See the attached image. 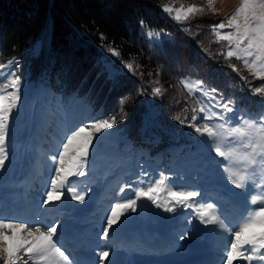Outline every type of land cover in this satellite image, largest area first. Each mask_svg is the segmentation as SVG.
I'll list each match as a JSON object with an SVG mask.
<instances>
[{"label":"trees","instance_id":"16d2710c","mask_svg":"<svg viewBox=\"0 0 264 264\" xmlns=\"http://www.w3.org/2000/svg\"><path fill=\"white\" fill-rule=\"evenodd\" d=\"M164 1L0 0V63L20 57L24 51L38 45L49 31L44 39L49 41V46L42 67L29 70L28 77L35 78L32 85L36 89L32 106L36 102L42 106L46 101L51 103L66 113L60 116L61 119L57 117L59 120L55 124L71 129L101 118L117 117V123L111 129L118 142L107 143L103 153H94L88 158L86 175L81 179L89 187L99 185L103 176L115 175H119L115 179L117 190L124 185L141 186V181L146 186L163 173L176 189L199 190L197 184L203 182L211 186L216 182L224 183L234 199L237 191L227 182L214 152L211 149L203 152L201 137L187 126V121L182 124L174 119L180 115L181 119L187 116L190 120L191 107H198L187 99L188 93L178 82L185 77L201 79L209 88L218 89L225 99H234L236 108L247 114L253 112L264 98L251 95L248 85L218 55L221 45L227 42L215 43L210 25L221 22L220 17L214 18L212 10L204 4V12L200 15L183 24L174 23L162 12ZM186 27H191L196 35L186 32ZM148 30L164 32L169 37L161 43H150L145 34ZM101 33L107 37L106 40L101 41ZM109 45L120 51L121 57L117 58L120 64L122 59L135 60L140 65L138 71L144 73V82L140 81V75L132 73L126 74L128 78L109 82L112 85L101 79L99 58L102 57L101 51ZM232 63L241 67L235 59ZM94 73L98 78L93 77ZM20 75L22 82L27 80L24 73ZM241 75L247 76L252 86L261 84L243 68ZM157 79L167 92L163 114L159 115L157 124L139 123L137 119L140 120L139 116L145 111L140 90L150 88ZM142 83H146L145 87ZM71 98L80 99L92 109V113H85L80 104L78 112L73 113L68 102ZM186 106L189 111L185 113L183 109ZM44 109L47 114H53V108ZM50 135L53 136L52 132ZM24 141H28L27 138ZM47 144L51 146L48 141ZM17 146L27 151L26 143L20 141ZM40 155L41 159L46 158L43 153ZM122 168L130 171L129 175L122 174ZM46 178L47 170L43 173V179ZM145 203L149 204V209L144 212L147 219V213L154 205L149 201ZM180 210L178 208L177 212ZM175 213L166 212L168 216ZM183 219H180L181 223ZM218 235L219 239L226 238L222 232ZM147 239L155 244L152 236L137 234V244L142 250L140 254H147L144 251Z\"/></svg>","mask_w":264,"mask_h":264},{"label":"snow or ice","instance_id":"6c2138e0","mask_svg":"<svg viewBox=\"0 0 264 264\" xmlns=\"http://www.w3.org/2000/svg\"><path fill=\"white\" fill-rule=\"evenodd\" d=\"M213 3L214 0H207L208 7L215 11ZM162 11L183 24L203 13L204 7H174L166 4ZM140 23L143 26L144 22ZM210 28L215 43L227 42L221 45L218 55L248 85L251 95L264 98V83L252 86L248 77L241 75L243 68L253 79L264 82V0H241L233 15L225 21L210 25ZM225 29L228 31H224ZM184 30L190 35H196L191 27ZM146 34L149 38L158 39L160 36L159 32L153 30H148ZM100 39L104 41L107 37L101 33ZM106 50L113 57H121L120 51L110 45ZM233 59L240 62L241 67L232 63ZM15 62L13 58L6 63H0V169L4 168L5 161L9 158L7 143L10 119L21 101V78L15 71L10 70ZM120 62L133 75L144 76L143 72L138 71L140 65L135 60L121 59ZM148 75L151 76L152 73ZM159 83L157 79V86L151 92L153 96L164 95V89ZM178 83L188 93L187 99H191L198 107H191L190 120L187 116L181 119L180 115L174 119L182 124L187 121L189 128L200 137L207 138L211 151L221 158L227 180L235 189L247 193L248 207L232 223L225 214L226 210L217 203L198 201L196 198L201 196L199 190L176 189L168 183L169 178L161 173L159 179L146 186L143 181L138 187L124 186L131 188L132 195L110 207L99 239L108 241L110 230L113 233L116 231L113 225L118 224L121 217L137 212L141 206L139 201H149L167 213H175L178 208L192 209L193 219H198L202 225H214L218 232L224 233L228 240L221 250L219 264H264V109L256 116L238 110L234 99H225L218 89L209 88L201 79L185 77ZM201 97L207 98L209 103H205ZM188 111L189 107L186 106L183 112ZM197 120L201 123L197 124ZM234 120L236 123H233ZM116 123V116L101 118L79 126L61 138L57 152L49 157L53 169L48 188L43 194V207H57L65 192L70 194L72 200L84 201V195L77 193L75 182L70 178L86 175L89 148L94 134L111 129ZM123 191L124 188H121L120 192ZM58 226L57 223L30 224L0 215V261L3 264H73L60 243ZM185 238V235L180 237ZM110 251L108 244L100 247L95 253V264H104ZM108 264H112V261L108 260Z\"/></svg>","mask_w":264,"mask_h":264},{"label":"rangeland","instance_id":"374dc122","mask_svg":"<svg viewBox=\"0 0 264 264\" xmlns=\"http://www.w3.org/2000/svg\"><path fill=\"white\" fill-rule=\"evenodd\" d=\"M166 4L174 7H179L180 5H184L185 7L190 5L204 7V4L207 5V0H165L162 7ZM240 4L241 0H214L213 8L215 11H212V13H214V18L220 17L221 21H225L235 13ZM163 13L170 21L178 23L171 19L167 13ZM224 31H228V29ZM159 33L160 36L158 39L149 38L147 34L146 37L150 40V43H161L165 38L169 37V35L164 32ZM48 34L49 31L44 34V38L38 42V45L27 49L20 57L15 58L16 62L10 69L11 71H15L20 78V73H24L25 79L27 80H23L22 82L21 78V101L18 105V109L14 111L13 117L10 119V131L7 143L9 158L5 161L4 168L0 169V214L4 208L5 211L2 214L4 217L26 221L30 224L47 225L57 223L59 225L57 232L59 240L62 242L61 245L63 249L67 246L66 243L68 240L74 243L70 251L64 249L70 259L73 260V264H95V253L104 244H108L111 248L108 260H111L112 264H219L221 250L226 245L228 237L226 236L224 239H219L218 231L215 226L200 224L198 219L192 218L193 212H191L190 209H181L172 216H168L162 208L158 209L154 206L151 208V211L147 213L148 218L146 219L144 212H147L149 209V207L147 208L149 204L145 203V201H139L138 204L141 206L138 208L137 212L121 217V221L113 225V229H116V231L113 233L112 230H110V239L108 241L100 240L99 234L103 230L110 207L126 199L122 197L121 192L118 193L117 188H114L113 180L104 184L100 190L99 187H96L83 192L81 190V177H71L70 179L75 182L77 193L84 195V201L72 200L70 194L65 192L61 201L58 202L57 207L53 208L51 205L47 207L42 206L43 194L48 188V181L51 178L53 169V164L49 157L57 152L58 145L61 143V138L66 133L73 130L69 127L57 126V124H55V122L59 120L57 117L61 119L62 117L60 116L66 113L62 110H57L58 108L51 106V103L46 101L44 106L47 110H49V107H51V110L53 108V114L45 113V107L41 106L39 103L32 106V98H34L33 95L36 89L32 85L35 78L28 77L31 72L29 70L30 68L37 70L40 66L42 67L43 58L49 46V41L44 40ZM101 55L102 57H100L99 60L102 66L99 75H101V79L107 85H112L109 82L115 81L116 78H118V80L128 78L126 74L130 72L118 62L119 60L116 57H113L106 49L101 51ZM39 58L41 60H39ZM34 69L32 70L33 72ZM94 74L93 77L97 76L98 78V74ZM137 76L139 77V74H137ZM0 79H2V77H0ZM139 79L141 82L145 80L143 77ZM259 82L264 83L262 81ZM85 83H87V81H85ZM145 84L146 83H142V86L145 87ZM154 86H157L155 82L150 88L146 87V89L143 88L140 90L143 91L141 101L143 102L145 111L143 115L139 116L141 121L137 119L139 123L157 124V121L159 123V115L163 114L162 111L165 108L167 92L164 90V95L161 97L153 96L151 92ZM201 99L205 103H209L207 98L201 97ZM69 100L68 102L72 105L73 113L76 110L78 112L79 104L80 109L85 113H92V109L80 99L71 98ZM124 103L125 102H123V104ZM262 109H264V100L249 115L256 116ZM213 110L219 111V109ZM135 114H137V112H135ZM228 115L232 116L233 114ZM50 118L51 121L48 127H46V121L50 120ZM233 123H236V121L234 120ZM85 124L90 123H84L83 125ZM138 125L134 126L137 127ZM55 126H57L56 130H54ZM77 127H74V129ZM51 132L53 136L50 135ZM151 135L153 136L155 134L151 133ZM51 136L53 139H51ZM26 138L28 141H24ZM20 141L27 144L26 152L20 150L17 146ZM47 141L51 143V146H47ZM110 142H118L117 135L112 129H105L100 133H95L93 143L89 148V157L94 153H103L106 144ZM200 142L203 152L207 149H211L210 142L206 137H201ZM40 153L46 155V158L41 159ZM217 158V164L220 165L223 171V166L220 162L221 158ZM27 162L29 164H27ZM46 170L49 177L43 179V173H45ZM122 171L126 173L125 168L122 169ZM227 182L230 183L228 180ZM124 186L122 188H124V190L127 189ZM197 186H203L215 193L214 197L207 200V202H215L225 210L241 207L239 212L232 213V211H229L226 214L228 220L232 223H235L248 207L246 203L247 193L241 190L236 189L237 197L233 199L230 191L225 188L224 183L216 182L215 185L211 186L203 182L197 184ZM230 190L234 192L232 189ZM97 198L98 202L102 199L105 201L110 199V202L105 203V210H101L100 206L97 205L100 210L98 211L94 205H91L97 203ZM70 210L73 211V214L70 213ZM183 216L185 217L184 220L187 221L185 225L190 228V232L185 233V231H183L181 235H185L187 238L178 241L177 239L180 238V235L176 237L170 235L173 232L177 234L175 228L182 232V229L178 228L177 225H181L179 219ZM188 217L190 221H188ZM70 222L72 229L66 231ZM127 225L132 226L125 227ZM76 226H79V228H77L78 231L74 229ZM258 230L259 229H257V231ZM81 231L85 233L84 237L78 236V233ZM157 233L160 234V242L158 243L159 250L163 249L164 251L162 250V252L164 254H160L158 251L157 254L143 255L131 247L133 242L136 241L135 235L140 234L142 237H145L146 235L153 236ZM167 235L175 246L165 247V245H168ZM117 236L120 237V239H112ZM118 240L124 241V244H119ZM148 241L147 239V242ZM113 242L115 245L110 244ZM155 248V244L148 247L150 251H153ZM108 260L104 261V264H108ZM0 264H3V261H0Z\"/></svg>","mask_w":264,"mask_h":264},{"label":"bare ground","instance_id":"6f19581e","mask_svg":"<svg viewBox=\"0 0 264 264\" xmlns=\"http://www.w3.org/2000/svg\"><path fill=\"white\" fill-rule=\"evenodd\" d=\"M77 228H79V227H76V228H75V230H76V231H78V229H77Z\"/></svg>","mask_w":264,"mask_h":264},{"label":"water","instance_id":"95a60500","mask_svg":"<svg viewBox=\"0 0 264 264\" xmlns=\"http://www.w3.org/2000/svg\"><path fill=\"white\" fill-rule=\"evenodd\" d=\"M27 164H28V162H27Z\"/></svg>","mask_w":264,"mask_h":264}]
</instances>
